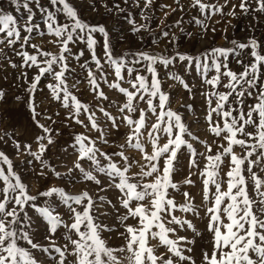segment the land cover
<instances>
[{
    "label": "snow or ice",
    "instance_id": "snow-or-ice-1",
    "mask_svg": "<svg viewBox=\"0 0 264 264\" xmlns=\"http://www.w3.org/2000/svg\"><path fill=\"white\" fill-rule=\"evenodd\" d=\"M11 3L25 15L21 19L0 12V55L6 57L11 50L22 58L20 64L9 59L12 68L37 69L31 79L26 70L21 72L27 89L25 97L16 100L27 105L40 134L35 149L6 130L0 142L12 143L18 156L30 157V174L37 183L50 178L56 182L33 192L23 172L0 151V264H264V44L251 37L247 43L232 40L231 48L214 47L196 55L179 50L121 54L105 26L83 19L72 0ZM135 3L139 7V0ZM152 3L144 0V8ZM175 3L183 11L180 0ZM189 6L203 16L194 20L205 31L213 15L235 16L237 8L242 14L264 15V0H191ZM114 7L123 11L118 4ZM141 18L148 19L143 10ZM180 23L177 20L176 26ZM129 24L133 33L149 30L148 24L138 25L134 19ZM34 33L53 37L48 43L58 51L32 43ZM162 36L175 45L174 34L163 31ZM238 49L248 50L243 53L247 61ZM230 56L236 57L240 72L228 67ZM177 63L201 74L204 88L199 95L207 105L203 120L211 142L171 108L170 95L162 88L158 67ZM77 67L94 103L76 95L81 83L73 79ZM166 76L192 98L193 86L175 72ZM42 79H49L46 88L67 110L66 119L87 130L73 137L74 159L71 166H63L65 171L45 156L55 143L54 130L41 118L55 121L38 111L35 93ZM105 85L122 101L110 100ZM4 95L0 90V99ZM182 107L192 110L191 104ZM194 123H200L199 118ZM121 128L127 130L123 142L110 141L112 132ZM107 146L116 150L105 151ZM193 176L201 186L199 203L186 190L196 186ZM78 184L83 187L73 192ZM57 200L63 211L53 206ZM34 217L46 228L43 242L35 239ZM113 238L120 243L111 244ZM205 238L208 247L198 260L195 246Z\"/></svg>",
    "mask_w": 264,
    "mask_h": 264
},
{
    "label": "rangeland",
    "instance_id": "rangeland-1",
    "mask_svg": "<svg viewBox=\"0 0 264 264\" xmlns=\"http://www.w3.org/2000/svg\"><path fill=\"white\" fill-rule=\"evenodd\" d=\"M46 4L47 0H42ZM223 4L224 0H219ZM73 5L79 10L83 19L87 20L91 24H102L108 30L111 38V43L115 47L117 53H121L126 49H144L155 52L168 53L175 52L176 50L184 51L192 55L200 53L202 50L211 49L214 47L231 48L230 41L236 40L238 42L247 43L249 38L255 37L256 40L264 44V15L256 14H242L237 8L235 16L216 14L211 19L206 21L207 30H202L195 24L194 18L203 19V16L198 9H193L189 5L191 0H180V4L183 5V11H180L175 0H153L152 5L145 9L144 0H139V7L136 6L135 0H72ZM239 0H231V4H238ZM107 4L108 8L112 11L109 12L104 5ZM118 4L123 11L117 10L114 6ZM95 6L96 10H92V6ZM167 5L168 7H162ZM173 8L177 10L172 11ZM148 17L147 20L141 18V11ZM230 5L224 9L227 13L230 11ZM0 12L10 13L17 18H23L25 15L23 11H16L15 5L11 3V0H0ZM167 14V15H166ZM129 19H134L136 23L148 24L149 30H141L140 32L133 33L132 25L129 24ZM180 20L179 26H176V21ZM36 22L43 23L37 16ZM181 28L184 29L181 32ZM215 29V31H212ZM163 31H168L170 36L174 34L177 37L175 45L168 43L169 38L162 36ZM188 33L192 35L189 36ZM32 43L40 44L46 51L57 52L58 48L53 44L48 43L53 37L44 36L43 38L36 37L35 33ZM97 38L102 40L99 34ZM157 43H153V41ZM31 52V49H29ZM76 51V48H73ZM248 50H237L241 59L247 61L248 56L243 55ZM100 49L98 47V54ZM6 57L0 55V90L5 95L3 99H0V134L6 130L9 135H14V139L18 140L22 145L31 144L35 149V137L40 134V129L36 127L32 120L31 113L25 103L16 100L17 96L25 97L27 89V81L21 77L22 71L28 72V77L31 79L37 72L36 68L22 69L20 67L12 68L8 63L10 59L16 64L22 62V58L17 56L11 50H6ZM228 67L235 72L242 70L241 66L236 63V57L230 56L228 58ZM157 71L162 78V88L170 95V106L174 111L180 112L186 122L191 124L192 131L198 133L201 138L212 141L213 137L206 132V125L204 124V114L207 110L204 97L199 95L200 91H203L204 86L201 81V74L192 66H185L184 63H177L174 67L165 69L158 67ZM175 72L180 75L190 86H193V96L190 99L189 93L178 83L167 78L166 73ZM84 74L81 73L77 67V72L73 76V79H80L79 90L76 95L85 103H94L92 93L89 91L87 81L84 80ZM50 79V78H49ZM49 79H42L37 87L35 93V100L38 104V111L44 115H50L53 117L54 123L45 121L41 118V123H47L53 131V139L55 143L49 146L48 151L45 153L48 161L58 170L65 171L64 165L71 166L74 155L70 150V146L73 144V137L78 133H87V130L80 125L66 119L67 110L60 106L59 102L54 101L51 97L49 90L46 88V84ZM111 79V77H110ZM71 83V81H69ZM126 86V85H125ZM103 90L110 100L117 102L122 101L123 97L115 90H110L107 86H103ZM248 103H252V99L249 98ZM191 104L192 110H187L182 105ZM144 106L143 104L141 105ZM113 114L115 109H111ZM59 113V115H56ZM82 119L84 117H81ZM199 118L200 123H194ZM103 119V117H101ZM127 130L121 128L119 133L113 131L109 137L110 141H116L122 143V135ZM95 136L96 133H89ZM67 149V151H66ZM105 151H115L111 146L104 148ZM203 150V149H201ZM0 151H4L10 159H12L14 166L18 171H22L24 179L32 187V191L35 192L37 188L43 189L46 183H55L54 178H50L49 181L40 180L39 183L31 176L30 169L32 165L28 164L30 157L27 155H17L12 143L0 142ZM138 157V154H137ZM36 162L33 161V164ZM135 170V169H134ZM184 172L187 171L185 168ZM177 179H182V175ZM193 179L197 181L196 186L186 187L191 195L196 197V202L200 201L201 186L196 176ZM83 185H77L72 188L73 192L79 191ZM109 196L114 199L115 193L110 192ZM178 202L182 200L181 197H177ZM58 210L63 211V205L57 200L54 205ZM179 215V213H178ZM35 221V239L43 242L45 237L46 228L44 224L34 217ZM181 235L185 234L183 232ZM107 235V234H105ZM111 244L117 245L120 241L113 238L110 241ZM207 238L198 240L195 246L194 256L199 260V254L202 249H207Z\"/></svg>",
    "mask_w": 264,
    "mask_h": 264
},
{
    "label": "trees",
    "instance_id": "trees-1",
    "mask_svg": "<svg viewBox=\"0 0 264 264\" xmlns=\"http://www.w3.org/2000/svg\"><path fill=\"white\" fill-rule=\"evenodd\" d=\"M140 50H143V51H151V50H144V49H126V50L122 51L121 54H123L124 52H136V51H140ZM203 51H205V50H202L201 52H203ZM180 52H184V51H180Z\"/></svg>",
    "mask_w": 264,
    "mask_h": 264
}]
</instances>
